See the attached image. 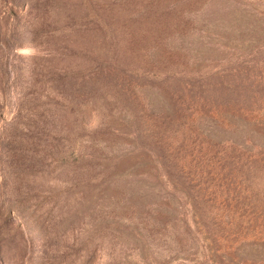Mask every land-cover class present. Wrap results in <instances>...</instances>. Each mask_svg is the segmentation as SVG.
<instances>
[{
    "label": "rangeland",
    "instance_id": "374dc122",
    "mask_svg": "<svg viewBox=\"0 0 264 264\" xmlns=\"http://www.w3.org/2000/svg\"><path fill=\"white\" fill-rule=\"evenodd\" d=\"M94 1L117 28L122 65L153 66L158 45L193 66L201 16L227 24L242 6L264 14V0H171L178 13L169 0ZM86 12L84 0H0V264H264L263 211L239 226L203 214L189 230L163 192L139 193L152 186L132 175L136 118L148 127L165 111L156 92L178 96L181 85L152 93L120 70L91 73L107 45ZM173 20L182 26L168 29Z\"/></svg>",
    "mask_w": 264,
    "mask_h": 264
},
{
    "label": "trees",
    "instance_id": "16d2710c",
    "mask_svg": "<svg viewBox=\"0 0 264 264\" xmlns=\"http://www.w3.org/2000/svg\"><path fill=\"white\" fill-rule=\"evenodd\" d=\"M170 2L167 9L178 13ZM84 3L87 29L107 45L105 57L91 64V73L120 70L131 80L148 81L152 93L161 89L156 83L181 85L178 96L167 98L156 92L153 103H161L165 111L144 122L148 127H141L136 118L139 127L133 131L132 175L138 183L152 186L139 193L163 192L168 203L178 204L176 212L184 216L189 230L200 227L203 214L225 215L230 218L228 224L239 226L264 212V38L259 42L245 39L246 34H264V14L242 6L227 24L201 16V28L191 36L201 53L193 66L183 59L173 64L171 54L175 52L165 53L155 44L160 50L154 53L153 66L122 65L116 26L94 0ZM179 22L173 20L168 29L177 30L182 26ZM216 42L222 43L216 46ZM219 50L224 57H209ZM111 58L121 66H101L102 60ZM72 152L75 158L87 156ZM205 260L211 261L209 257Z\"/></svg>",
    "mask_w": 264,
    "mask_h": 264
}]
</instances>
